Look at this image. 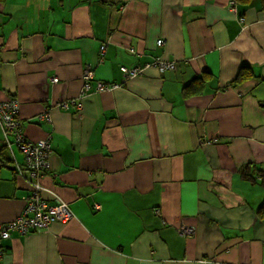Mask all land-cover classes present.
I'll list each match as a JSON object with an SVG mask.
<instances>
[{
	"label": "crops",
	"instance_id": "1",
	"mask_svg": "<svg viewBox=\"0 0 264 264\" xmlns=\"http://www.w3.org/2000/svg\"><path fill=\"white\" fill-rule=\"evenodd\" d=\"M230 1L0 0V101L50 151L32 179L0 123V223L36 186L72 214L0 240V264H264V12Z\"/></svg>",
	"mask_w": 264,
	"mask_h": 264
},
{
	"label": "built area",
	"instance_id": "2",
	"mask_svg": "<svg viewBox=\"0 0 264 264\" xmlns=\"http://www.w3.org/2000/svg\"><path fill=\"white\" fill-rule=\"evenodd\" d=\"M230 6L233 11H235L234 1H230ZM162 41L158 40L157 45H161ZM154 67L160 71L175 69V65L171 62H164L155 59L152 63ZM120 70L125 78H132L141 73L138 68L128 69L124 66L120 67ZM92 73L90 71L84 72V88L83 92H87L91 89ZM55 81V79L53 80ZM118 85H109L102 82H97L95 86L96 91L108 90L117 88ZM76 108H80L81 105L76 103L74 100L71 102ZM70 104L63 102L59 104L60 107L66 108ZM18 102L17 100L10 98L5 101L0 102V123L2 124V130L4 132L5 147L12 149L13 145L16 147L23 158L24 166L32 179L38 178L45 169L49 167L48 155L50 153L49 146L44 140H38L37 142H32L25 138L24 131L22 129V124L19 119ZM42 119L44 121L49 120L47 113L43 114ZM10 137V139H9ZM12 137V140H11ZM39 186L35 187L33 194L28 197L27 207L19 218L8 222L0 223V240H6L11 236L13 231L19 233H26L29 230H39L46 229L49 224L59 220L61 222H67L72 214L67 208L66 204L57 201L55 204H47L46 201L39 192ZM182 232L186 234L188 231L186 228H182ZM2 253L0 250V258Z\"/></svg>",
	"mask_w": 264,
	"mask_h": 264
},
{
	"label": "trees",
	"instance_id": "3",
	"mask_svg": "<svg viewBox=\"0 0 264 264\" xmlns=\"http://www.w3.org/2000/svg\"><path fill=\"white\" fill-rule=\"evenodd\" d=\"M231 1H234L233 7H235L236 9L237 8L243 9V8H245V6H247L253 0H231ZM254 1H257V3L259 4L260 10L264 12V0H254ZM206 75L207 74H204V75L200 76V78H195L189 85L184 86L183 87V95L184 96H189V95H193V94L199 93L200 88L203 86V84L206 81V79H205V76ZM250 77H251V72H248L245 68H242L240 70V72H239L236 80H238V82H239V81L248 79ZM196 83L201 84V85L194 86V88H193L192 85L193 84H196ZM1 126H2V124H1ZM48 160H49V155H48ZM260 210H263L264 211V207L262 206L260 208Z\"/></svg>",
	"mask_w": 264,
	"mask_h": 264
},
{
	"label": "rangeland",
	"instance_id": "4",
	"mask_svg": "<svg viewBox=\"0 0 264 264\" xmlns=\"http://www.w3.org/2000/svg\"><path fill=\"white\" fill-rule=\"evenodd\" d=\"M229 7H230V9L232 10V8H231V6H230V3H229ZM233 11V10H232ZM35 142H37V141H35Z\"/></svg>",
	"mask_w": 264,
	"mask_h": 264
},
{
	"label": "bare ground",
	"instance_id": "5",
	"mask_svg": "<svg viewBox=\"0 0 264 264\" xmlns=\"http://www.w3.org/2000/svg\"><path fill=\"white\" fill-rule=\"evenodd\" d=\"M1 102V101H0Z\"/></svg>",
	"mask_w": 264,
	"mask_h": 264
}]
</instances>
